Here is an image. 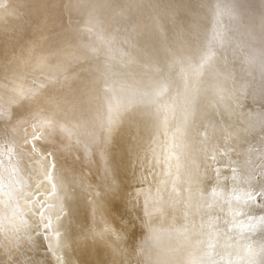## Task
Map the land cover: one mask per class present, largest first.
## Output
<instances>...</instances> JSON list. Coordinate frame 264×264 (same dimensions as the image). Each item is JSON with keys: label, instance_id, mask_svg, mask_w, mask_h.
Instances as JSON below:
<instances>
[{"label": "bare ground", "instance_id": "bare-ground-1", "mask_svg": "<svg viewBox=\"0 0 264 264\" xmlns=\"http://www.w3.org/2000/svg\"><path fill=\"white\" fill-rule=\"evenodd\" d=\"M262 7L264 0H0V264L207 261L210 225L212 259L236 260L247 245L264 244V226L248 230L249 216L264 217V200L235 199L264 163ZM217 31L222 44L213 41ZM212 51L186 86L176 61L187 67ZM191 90L199 128L174 146ZM220 90L240 105L221 102ZM110 103L121 113L109 132ZM165 105L174 109L167 125L158 111ZM40 118L52 126L25 145V130ZM58 179L64 187L53 190ZM21 184L36 201L34 244L3 210Z\"/></svg>", "mask_w": 264, "mask_h": 264}, {"label": "snow or ice", "instance_id": "snow-or-ice-1", "mask_svg": "<svg viewBox=\"0 0 264 264\" xmlns=\"http://www.w3.org/2000/svg\"><path fill=\"white\" fill-rule=\"evenodd\" d=\"M217 15H220V12L218 11ZM213 41L223 43V32L217 31L213 36ZM215 52H208L204 53L200 56L199 62L194 63L189 58L187 60V67H185V61L184 60H178L176 61L181 65V73L184 74L186 78V86H187V79L189 76L198 77L204 70L205 66L208 65L214 58ZM107 90V88H106ZM167 91V85L164 84L161 86V88L157 91L156 95L160 96L163 95ZM219 100L221 102L225 101L226 99L231 102V104L240 105V98L239 96H231V97H225L223 94V90H220L219 93ZM198 92L195 90H191L189 92V95L186 97L184 106L182 109V118H181V124L176 129V133L173 134V143L175 146V140L177 136L184 137L187 135V132L189 129L191 130H198L199 128V122L197 119V106H198ZM158 111L163 112V123L167 125L169 120V115H174V109H170L167 105L162 106L161 109ZM121 109L119 106H113L111 103L109 104L108 109V120H107V126L109 132L112 130L114 126L117 125L120 118ZM260 116L262 121H264V105L261 106V112ZM52 126V121L47 118H40L36 123H33L31 125L32 131L31 133H28L27 129L25 130V139L24 144H33L34 141L44 139L46 130ZM264 130V129H262ZM230 135V134H229ZM31 136V139L28 137ZM11 151V149H9ZM32 151L35 152V147L33 146ZM215 159V156L212 157ZM261 160L264 161V151L261 153ZM24 170L21 169V172ZM236 169H233V172L235 173ZM255 173V170H254ZM41 174L47 179L49 182L52 180L51 174L45 170L41 169ZM27 175V174H26ZM135 177V173H134ZM258 177V178H257ZM27 179L29 182L32 181L31 175H27ZM252 180H256V183H252ZM64 184L63 181L58 179L57 183L53 185V190H56L57 188L63 189ZM114 193L118 192L119 189L116 188L113 190ZM182 195V194H181ZM218 193L214 190L212 193L213 198H215ZM34 196V193H32L28 188H25L23 184H21L19 194H16L14 192H9L6 194L5 199L3 200V210L6 212L11 213L12 219L9 220V224H14L16 227V230L19 231L24 226L28 227V234L27 239L30 243L34 244L33 237H32V216L35 215V212L33 209L35 208L36 201L33 200L31 197ZM13 197L15 199L13 200ZM235 199L237 201L243 200L245 205L249 204H258L259 201L264 200V163L261 164L259 172L255 173L250 176V179L248 181V188L243 192L242 195L235 196ZM211 206V205H210ZM41 208H43V205L41 204ZM41 216H43V213H40ZM240 215H245L243 211H241ZM145 216L150 217L151 212L149 210V204H148V198L145 200ZM139 219V222L143 228H148L151 230V224L144 219ZM249 223H248V230L253 231L259 224L260 226H264V217H248ZM252 221H257V223H253ZM46 230L50 229L52 227L51 222L45 226ZM3 226H0V230H2ZM209 240H208V248L210 251L206 252L204 255L208 257L207 261L204 259L200 260H188L185 261V264H264V244H261L258 248L253 247L251 244L247 245L244 249V255L242 257H239L236 260L227 259L226 257H221L220 260L212 259L213 252L211 249L215 248L214 243V235L212 226H209ZM230 231V230H229ZM124 235H127V232L124 233ZM148 237H145L147 239ZM231 247V245H229ZM30 259H26L23 261V264H29Z\"/></svg>", "mask_w": 264, "mask_h": 264}, {"label": "water", "instance_id": "water-1", "mask_svg": "<svg viewBox=\"0 0 264 264\" xmlns=\"http://www.w3.org/2000/svg\"><path fill=\"white\" fill-rule=\"evenodd\" d=\"M261 10H262L263 18H264V7H262ZM261 106H262V105H261ZM261 106H258V109L261 110Z\"/></svg>", "mask_w": 264, "mask_h": 264}]
</instances>
